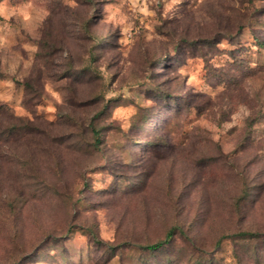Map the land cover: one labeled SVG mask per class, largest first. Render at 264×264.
Returning <instances> with one entry per match:
<instances>
[{
	"label": "rangeland",
	"instance_id": "obj_1",
	"mask_svg": "<svg viewBox=\"0 0 264 264\" xmlns=\"http://www.w3.org/2000/svg\"><path fill=\"white\" fill-rule=\"evenodd\" d=\"M259 42L264 0H0V264H264Z\"/></svg>",
	"mask_w": 264,
	"mask_h": 264
},
{
	"label": "trees",
	"instance_id": "obj_2",
	"mask_svg": "<svg viewBox=\"0 0 264 264\" xmlns=\"http://www.w3.org/2000/svg\"><path fill=\"white\" fill-rule=\"evenodd\" d=\"M259 45L260 47H263L264 45V42H259ZM45 66H43L41 68V70L44 68ZM24 87L30 91H34V88H33V85L32 83H29V82H26L24 84ZM0 109H2L0 107ZM1 112V111H0ZM13 127V125H11V128ZM91 131L93 133V136L95 138V145H98L99 142H100V139L98 138L99 137V131L91 124ZM236 236L239 238V239H242V240H245V239H250V238H253L254 237V234L250 233V232H241V233H238L236 234ZM171 237V233L169 232L166 237L163 239V240H159L157 242H154V243H151V244H146V245H142L140 246V248L144 251H147L149 253H153V252H156L158 250H161L162 248H164L165 245L168 244L169 242V239Z\"/></svg>",
	"mask_w": 264,
	"mask_h": 264
}]
</instances>
